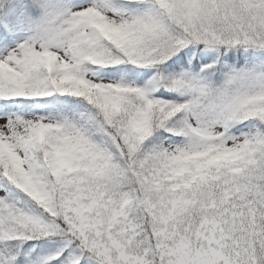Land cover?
<instances>
[{"label": "snow or ice", "instance_id": "snow-or-ice-1", "mask_svg": "<svg viewBox=\"0 0 264 264\" xmlns=\"http://www.w3.org/2000/svg\"><path fill=\"white\" fill-rule=\"evenodd\" d=\"M0 264H264V0H0Z\"/></svg>", "mask_w": 264, "mask_h": 264}]
</instances>
